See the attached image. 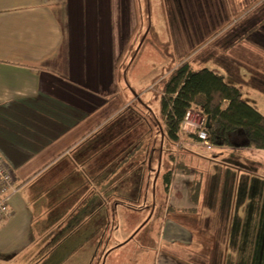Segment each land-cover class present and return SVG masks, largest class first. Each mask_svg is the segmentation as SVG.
Wrapping results in <instances>:
<instances>
[{
  "label": "crops",
  "instance_id": "obj_1",
  "mask_svg": "<svg viewBox=\"0 0 264 264\" xmlns=\"http://www.w3.org/2000/svg\"><path fill=\"white\" fill-rule=\"evenodd\" d=\"M133 12L134 0H0V155L16 185L67 154L70 165L87 161V152L73 157L69 151L99 126L90 119L114 97L117 65L136 28ZM241 39L243 50L231 43L223 66L209 70L236 86L264 116V15ZM173 147L167 157L172 167L162 173L157 168L148 204L143 190L155 172L152 147L142 157L145 164L135 162L127 190H120L116 178L120 168L113 169L109 180L117 187L106 194L101 186L97 205L82 207L73 222L59 224L65 210L52 217L33 207L25 187L14 193L11 215L0 224V264H84L92 248L93 255L99 253L111 224L103 209L125 208L127 227L135 231L142 209L150 210L148 222L153 218L159 179L163 217L149 264H264V149L205 147L190 134H180ZM87 174L82 172L85 180ZM95 211L102 218L91 240L68 248L72 234L88 226ZM136 235L116 243L106 258L129 247Z\"/></svg>",
  "mask_w": 264,
  "mask_h": 264
},
{
  "label": "rangeland",
  "instance_id": "obj_2",
  "mask_svg": "<svg viewBox=\"0 0 264 264\" xmlns=\"http://www.w3.org/2000/svg\"><path fill=\"white\" fill-rule=\"evenodd\" d=\"M133 13L136 28L127 39L117 65L114 97L106 99L105 108L90 119L93 124L99 121V126L91 128L80 144L69 151L73 157L87 152V161L70 165L67 154L54 165L41 166L40 170L45 169L39 175L16 185L17 192L25 187V195L33 207L48 210L52 217L65 210V219L59 224L73 222L82 207L83 211L93 209L97 195L103 193L101 186L106 194L113 191L115 185L109 180L113 169L120 168L116 178L121 182L120 190H127L133 181L135 162L143 163L142 157L146 151L149 153L150 147L154 151L155 172L144 182L145 188L150 190L143 191L147 193L146 203L152 202L149 193L154 188L157 168L160 173L170 169L167 157L174 152V144L167 140L160 117L163 79L184 61L194 71L223 66L224 54L230 53L231 43L236 50H243L241 35L260 22L264 0H134ZM160 154L161 166L157 163ZM100 166L103 167L101 172ZM139 170L135 172L137 178ZM84 171L88 172L87 180L82 176ZM161 187L159 179L152 220L148 222L150 210L142 209L143 213L138 212L135 219V231L127 227L130 213L125 208L121 207L119 212L108 206L104 208L105 214L108 213L105 219L111 224L104 230L99 253L93 255L95 248L90 244L92 250L84 264H149L158 246L163 217L161 203L165 193ZM96 211L90 216L89 219H94L88 226L72 234L68 248L85 238L91 240L90 234L102 218ZM135 232L136 238L129 247L106 258L116 243H125ZM145 240L147 243L141 244Z\"/></svg>",
  "mask_w": 264,
  "mask_h": 264
},
{
  "label": "trees",
  "instance_id": "obj_3",
  "mask_svg": "<svg viewBox=\"0 0 264 264\" xmlns=\"http://www.w3.org/2000/svg\"><path fill=\"white\" fill-rule=\"evenodd\" d=\"M160 93V117L172 144L178 142L183 117L191 110L204 121L209 119L205 132L211 145L264 149V116L218 73L209 69L194 71L184 61L163 79ZM170 176L167 173L163 177L165 190Z\"/></svg>",
  "mask_w": 264,
  "mask_h": 264
},
{
  "label": "built area",
  "instance_id": "obj_4",
  "mask_svg": "<svg viewBox=\"0 0 264 264\" xmlns=\"http://www.w3.org/2000/svg\"><path fill=\"white\" fill-rule=\"evenodd\" d=\"M180 134L194 135L203 146L210 147L205 132V121L203 117L194 111L188 110L182 120ZM18 187L15 184L10 166L0 155V224L10 217L9 198L16 193Z\"/></svg>",
  "mask_w": 264,
  "mask_h": 264
},
{
  "label": "water",
  "instance_id": "obj_5",
  "mask_svg": "<svg viewBox=\"0 0 264 264\" xmlns=\"http://www.w3.org/2000/svg\"><path fill=\"white\" fill-rule=\"evenodd\" d=\"M208 127H209V119L206 118V119H205V128L207 129Z\"/></svg>",
  "mask_w": 264,
  "mask_h": 264
}]
</instances>
